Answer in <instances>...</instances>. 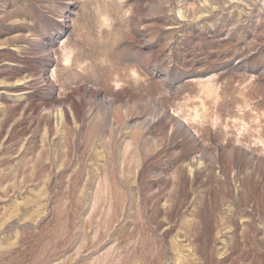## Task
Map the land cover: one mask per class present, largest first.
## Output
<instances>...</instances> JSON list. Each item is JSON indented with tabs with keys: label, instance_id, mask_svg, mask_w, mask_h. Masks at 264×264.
I'll return each instance as SVG.
<instances>
[{
	"label": "rangeland",
	"instance_id": "1",
	"mask_svg": "<svg viewBox=\"0 0 264 264\" xmlns=\"http://www.w3.org/2000/svg\"><path fill=\"white\" fill-rule=\"evenodd\" d=\"M0 264H264V0H0Z\"/></svg>",
	"mask_w": 264,
	"mask_h": 264
}]
</instances>
